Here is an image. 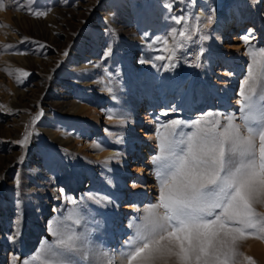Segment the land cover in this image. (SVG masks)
Listing matches in <instances>:
<instances>
[{"label":"rangeland","instance_id":"1","mask_svg":"<svg viewBox=\"0 0 264 264\" xmlns=\"http://www.w3.org/2000/svg\"><path fill=\"white\" fill-rule=\"evenodd\" d=\"M219 1L264 15V0ZM200 9L0 0V264H264V18L221 40L235 46L221 57ZM224 57L241 64L231 104L211 85L230 80ZM172 67L185 88L162 104ZM148 94L156 150L138 157L154 188L137 208L128 191L115 200L104 160L131 125L145 127L130 105Z\"/></svg>","mask_w":264,"mask_h":264},{"label":"bare ground","instance_id":"2","mask_svg":"<svg viewBox=\"0 0 264 264\" xmlns=\"http://www.w3.org/2000/svg\"><path fill=\"white\" fill-rule=\"evenodd\" d=\"M257 1H258L257 2L258 5L260 4V2H262L261 0H257ZM236 3L237 4H234V2H227L226 5L224 6L222 5L221 7L220 6L221 3L219 0H200L201 9L197 15L198 17L202 15V17L200 18L201 23L203 25H206L209 31H211L214 35H216L219 38L218 40H220L219 42L220 45L223 44L221 43V40L232 39V36L235 32L239 34L237 36L239 37V39L243 35H246L245 31H247V33L254 32V30H257L256 26L258 24L257 23L258 18L259 19L262 17L264 18V15H259L257 20H254L253 16H251L250 13L251 12L250 7L246 6L245 4H240L239 2ZM233 7H236L235 12L233 11ZM207 8L209 10V12H207L208 14L206 13V11H208L206 10ZM246 18H248V20L251 21V24L248 25L244 24V21L247 20ZM226 45H222L224 46L223 47L224 49L223 51L220 52L221 57L224 50L235 49V46H231V45L226 46ZM138 49L139 48H132L133 53L135 51H139ZM222 59H223L222 65L224 69L229 68V66L232 69L230 65L231 62L228 59H225V57ZM167 65L168 62L166 63V66ZM239 69L241 70V64L238 67H233L232 74L230 75L229 78L230 80L228 82L223 81L218 84L213 82L211 84L212 86L221 87L220 89L221 94L229 104H231L233 101L232 100L233 94L237 87L236 85L237 83H235L237 81L236 74L237 72L240 71ZM218 75L226 76L225 71L222 72L219 71ZM182 85L183 87H181ZM184 88H185V83L183 80V75L176 68L172 67V70H170L169 74H165L163 72L159 80V89H158V94H159L158 99H160L159 103L165 104L166 101L172 103L179 94L178 90L180 89L181 91V89ZM154 98L155 97H153L151 94H148L146 100L143 97L138 96L137 100L132 102V104L130 105L132 111L137 114L140 113L143 114V116L147 119L146 125L142 129L134 128V125H131L132 127L129 130V132L119 135L118 141L123 144L124 148L119 153H113L111 151H108L107 152L108 154H116V158H108L107 160H104L105 161L104 167L106 168L108 174L111 176V178H109L108 184L110 185L111 188L115 189V191L117 192L116 193L117 195L115 196V200L118 202L119 199L121 198L120 196L122 195V192L128 191L126 192V195H124V197L126 196L129 198V196H132L135 199L137 208L139 207V205H141L144 202V200L150 202L151 199L150 194L152 189L154 188L151 183L146 184V179L147 180L151 179L149 163H144V161L142 160L140 161L138 157V155L141 156V154H147L148 158H150L152 153L154 152L153 150L155 149L153 130H152L153 127H151L150 125L151 120L149 115L150 113L155 112L153 110L154 102H155ZM140 104L141 106L139 107ZM139 108H141V111ZM143 147H145V149H143ZM140 162H141V166L138 165ZM129 164H132L133 168H130L128 166ZM131 172H134L136 176L140 177V181L138 183H131L128 182V180H126V178L131 175ZM177 192L182 193L181 189L178 187L177 184L174 185L169 190V193H177ZM166 200L168 204H171L167 198ZM161 210L162 209L158 207V211ZM159 213L161 216L162 211ZM175 223L176 222H174L173 220V225ZM171 229L175 231L176 227L172 226ZM182 261L183 260H181L180 263H184ZM206 261L207 258H205L204 255H200L198 260L195 261V264L197 263L199 264L200 262L205 263Z\"/></svg>","mask_w":264,"mask_h":264}]
</instances>
